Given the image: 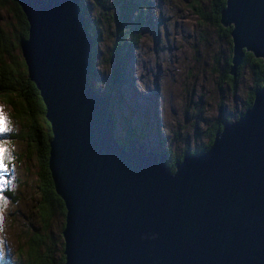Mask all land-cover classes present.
Instances as JSON below:
<instances>
[{"label": "water", "instance_id": "water-1", "mask_svg": "<svg viewBox=\"0 0 264 264\" xmlns=\"http://www.w3.org/2000/svg\"><path fill=\"white\" fill-rule=\"evenodd\" d=\"M26 76L50 126L48 168L64 207L63 264H264V78L210 146L167 154L114 138L109 96L88 83L92 42L78 0H16ZM233 75L264 62V0H225Z\"/></svg>", "mask_w": 264, "mask_h": 264}, {"label": "rangeland", "instance_id": "rangeland-1", "mask_svg": "<svg viewBox=\"0 0 264 264\" xmlns=\"http://www.w3.org/2000/svg\"><path fill=\"white\" fill-rule=\"evenodd\" d=\"M81 4L88 29L95 28L99 40L90 83L102 95L106 91V60L118 14L135 6L123 22L133 25L132 32L137 37L134 44L125 45L129 55L112 106L116 140L137 134L145 149L167 150L170 157L184 148L191 152L207 142V130L220 114L228 122L240 116L251 87L250 74L244 66L236 74L241 61L232 75L237 76L234 92L224 81L223 61L230 53L232 25L224 27L219 23L218 29L209 18H201L198 12L209 16V0H81ZM138 9L141 20L135 26L130 22ZM227 28V34L221 31ZM0 29L5 34L14 29V22L4 9H0ZM231 65L229 61L228 71ZM0 110L10 128L0 135V145L7 149V171L0 170V264H24L23 244L32 232H40L37 208L41 163L37 143L24 132L30 128L29 120L14 117L1 99ZM35 122L42 131L43 122L38 117ZM220 132L221 129L214 132L211 142ZM62 223L63 215L55 211L46 230L50 238L47 240L54 242L57 249L62 241Z\"/></svg>", "mask_w": 264, "mask_h": 264}, {"label": "trees", "instance_id": "trees-1", "mask_svg": "<svg viewBox=\"0 0 264 264\" xmlns=\"http://www.w3.org/2000/svg\"><path fill=\"white\" fill-rule=\"evenodd\" d=\"M209 3V16H207V13L205 12H198V14L201 15V18L204 20L209 18V22L216 25L218 29H220L221 26L218 22L219 12L224 4V0H209ZM78 4L80 12L84 16V9L81 7V0H78ZM134 8L135 6L132 5L131 7L122 10L118 14L117 24L113 34L114 38L110 42L107 54L106 63H108L109 66L107 71V85L105 94L109 96V111L111 116L114 98L117 95L116 93L119 91V87L121 86L119 85V82L124 76L125 63L129 55V49H127L125 45L134 44L136 40L135 37H137L132 32L133 30L131 26L133 25L129 23H123L124 20L128 18L129 12ZM0 9H4L5 13L14 22V29H12L9 33L5 34L4 31L0 29V99L3 104L9 106L12 109L14 117L18 118L19 120L23 118L29 120L30 128L28 127V129H26L24 132L30 141L35 140L37 143V151L39 153L38 157L41 163L40 183L38 187L40 203L38 204L37 208V215L40 221V232H32L31 236L26 239L25 243L23 244V246L25 245L24 253H22L23 246L19 253H22L25 258L24 264H63L62 241L59 243L58 249L55 248V243L48 241L50 238L48 237V233L46 231L49 225V220L54 212L56 211L58 214L64 215V207L61 199L56 195L53 189L52 179L48 168V141L51 137V134L50 126L48 122L44 120L45 108L36 86L26 76L25 63L20 54L19 41L26 37L27 22L16 0H0ZM139 11L140 10L138 9L137 15L131 18L130 23H134L135 26H137L141 20V18L138 16ZM85 25L92 42L91 67L88 77V83L91 84L90 81L92 79V71L94 68L93 55L99 40L96 37L95 28H90L89 30L86 21ZM221 31L227 34L229 28H227V30ZM231 56L232 54L230 51L223 61L224 73L222 76L224 81L230 85L232 92H234L237 82L236 74L243 66L247 68L250 74L251 87L248 98L244 102L245 106L243 111H245L250 106L254 90L258 89L262 85L264 78V63L260 58H255L251 53L244 51L242 62L237 67L235 76H232L228 73ZM242 112L240 113L242 114ZM14 113H17V116ZM36 117H38L43 122L44 127L42 131L37 128L35 122ZM225 118L226 116L220 114L215 123H213L207 130V142L200 146H195L194 150L191 152L188 150L186 151L184 148L180 154L169 157L167 150H163V152L167 154L166 165L170 171H173L174 164L179 161L184 154L197 153L201 150L203 151L207 149L211 143L214 132L220 130L222 125L221 123ZM133 136L139 140V136L137 134H132L126 139L122 138L117 141L121 145L125 146L127 141ZM62 227L63 223L61 225V229ZM34 231L37 230L34 229ZM45 231L47 233L46 236Z\"/></svg>", "mask_w": 264, "mask_h": 264}, {"label": "snow or ice", "instance_id": "snow-or-ice-1", "mask_svg": "<svg viewBox=\"0 0 264 264\" xmlns=\"http://www.w3.org/2000/svg\"><path fill=\"white\" fill-rule=\"evenodd\" d=\"M10 131V128L8 127V121L7 118L3 115L2 110H0V135H2L5 132ZM7 152V149L4 148L2 145H0V170L7 171V168L4 165L5 161V153Z\"/></svg>", "mask_w": 264, "mask_h": 264}]
</instances>
